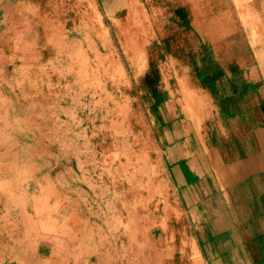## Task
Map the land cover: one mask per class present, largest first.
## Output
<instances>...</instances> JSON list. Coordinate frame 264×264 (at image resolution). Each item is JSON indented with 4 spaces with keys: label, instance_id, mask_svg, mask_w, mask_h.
I'll list each match as a JSON object with an SVG mask.
<instances>
[{
    "label": "rangeland",
    "instance_id": "374dc122",
    "mask_svg": "<svg viewBox=\"0 0 264 264\" xmlns=\"http://www.w3.org/2000/svg\"><path fill=\"white\" fill-rule=\"evenodd\" d=\"M259 121L264 0H0V264H264Z\"/></svg>",
    "mask_w": 264,
    "mask_h": 264
},
{
    "label": "crops",
    "instance_id": "0c3cea01",
    "mask_svg": "<svg viewBox=\"0 0 264 264\" xmlns=\"http://www.w3.org/2000/svg\"><path fill=\"white\" fill-rule=\"evenodd\" d=\"M253 135L257 148L248 152L242 178L234 184V192L238 201L246 204L249 223L259 225L264 224V123L259 121Z\"/></svg>",
    "mask_w": 264,
    "mask_h": 264
}]
</instances>
